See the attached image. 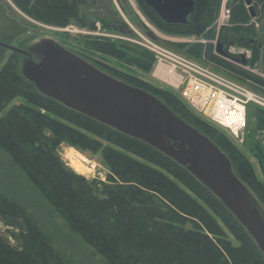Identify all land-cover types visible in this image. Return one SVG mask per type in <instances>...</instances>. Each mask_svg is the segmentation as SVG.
Masks as SVG:
<instances>
[{
	"label": "trees",
	"instance_id": "obj_1",
	"mask_svg": "<svg viewBox=\"0 0 264 264\" xmlns=\"http://www.w3.org/2000/svg\"><path fill=\"white\" fill-rule=\"evenodd\" d=\"M11 1L26 15L47 25L60 27L78 22L82 27L95 28V23L78 21L81 14L79 0ZM193 1L195 8L188 24L177 25L163 23L143 0H139L144 13L160 29L184 35L203 33L208 40V43L193 45L186 51L167 47L242 84L256 80L264 85L263 80L216 56L210 43L217 37L225 43L226 49L231 40L248 43L246 37L255 36L244 1L228 0V21L218 31L213 24L223 0ZM251 1L254 6L264 3V0ZM124 25L128 28L127 24ZM89 39L87 46L83 44L88 50L134 65L144 73L152 69V55L136 44L116 39ZM259 42L261 47L257 43L255 52L259 54L264 72V34ZM254 43L250 46L253 47ZM18 56L12 52L0 70V111L13 96H34L40 107L57 115L64 123L12 106L0 116V153L7 158L9 168L25 177L49 210L91 247L102 258L103 264H264V257L241 225L183 167L151 146L38 94L33 85L21 76ZM110 71L112 76L160 99L179 118L207 136L228 157L233 172L264 207V183L256 177L251 163L234 145L227 141L222 143L216 131L225 136L223 132L212 131L210 123L195 115L176 92L119 69ZM262 111L258 123L264 127ZM51 124L67 132V140L76 145L85 146V143H76L75 140L87 139L88 136L107 143L108 154L115 157V173L126 185H113L99 191L92 181L73 171L46 138L45 130H51ZM199 125L206 130L198 128ZM149 193L156 202L145 200ZM162 203L199 219H211L212 213L230 230L239 245L226 249L197 227H172ZM0 218L5 225L12 218L23 222L22 230L17 227L15 245L0 239V264H66L64 255L55 248L50 235L34 215L2 187Z\"/></svg>",
	"mask_w": 264,
	"mask_h": 264
},
{
	"label": "rangeland",
	"instance_id": "obj_2",
	"mask_svg": "<svg viewBox=\"0 0 264 264\" xmlns=\"http://www.w3.org/2000/svg\"><path fill=\"white\" fill-rule=\"evenodd\" d=\"M107 3L115 13L114 18L110 17V15H105V13H83L80 5L81 14L78 21L81 22L82 20L87 24L95 23L94 29H88L85 26H80L78 22L67 23L66 25L60 27L47 25L26 15L23 11L16 7L11 0H0V41L14 47L25 48L39 39L51 38L63 45L66 49L76 54H80L85 58V60L92 63L107 74L111 75L110 69H119L169 91L171 89L165 84L157 82L152 78L151 70L149 73H144L134 65L118 61L93 50H88L84 46L89 42L90 37L111 40H120L114 38L113 35L119 36L122 34L131 37L130 34L133 32H130L131 30L129 28H127V30L129 29V33H122L107 26L108 22L111 23L114 20H120V24H123V26H125L124 24L129 23L139 32L148 31L158 38L163 45L171 48H178L182 51H186V49L193 45H204L208 43V40L203 37V33L199 35H184L160 29L148 17V15L144 13L139 0H107ZM227 11H229V1L223 0L220 5L217 18L213 24L215 30L218 31V29L227 24L228 15L225 14ZM256 12V16L251 18L249 21L250 25L253 26L255 36L246 37L248 40L253 39L255 41L254 46H242L241 43H235L234 47H226L224 50L230 56H236L238 58V62L219 55L216 52L215 47L218 40L217 37L210 41V43L213 46L214 54L216 56L221 57L227 62L235 65V67L243 69L251 73L256 78L264 81V72L259 54L255 52V45H257L261 36L264 34V14L262 10H256ZM67 26L79 27L86 33L80 34L60 30V28H65ZM132 36V38H135L134 33ZM239 51L243 52L242 54L247 62L246 65L241 64L240 58L238 57V55L241 54ZM131 54L133 55V53ZM11 55V51L4 50L0 47V70L6 64ZM17 62L18 65H20V56L17 57ZM243 84L264 99V85L261 81L258 82L256 80H248ZM12 106H20L32 115H47L56 121L63 122L57 115L50 114L44 108L40 107L36 103L34 96H13L9 100L7 106L0 111V116ZM190 109L201 120L207 122L208 124L210 123L208 120L196 113L192 108ZM262 110L264 111L263 106L253 104L247 113V128L238 137L212 123L209 125L214 129L211 127L209 128L214 132L216 130L223 132L225 136L219 135L221 133L216 131L217 135L220 136L218 138L222 140V143L225 144L227 141L234 145L237 151L251 163L256 177L264 183V127L259 126L258 123L260 122L259 115ZM198 128L206 130L200 125ZM50 129L51 130H45V135L54 146V151L70 168L72 167L69 163V159L66 158V153L68 151L72 152L73 155L78 158H84V160H82L83 169L81 171H76L72 168V170L82 175L89 181H92L99 191H103L105 188L113 185H126V183L123 182L115 173V157L110 153L108 154L107 143L101 141L100 139L88 136L87 139L77 138L75 140L76 143L81 141V143H85L88 147L86 145H76L74 142L67 140V132L63 131L58 125L51 124ZM0 187L4 188L10 196L12 195L18 199V201H20L28 209V211L34 215L40 225L50 235L55 248L64 255L66 264H103L102 258L91 247L85 245L78 235L73 234L59 216L53 214L49 210L50 208L47 203L33 191L32 186L27 183L25 177L20 173L15 171L13 172L9 168L7 158L1 153ZM135 192L141 194L137 191ZM145 200L156 202L153 195L150 193L147 197H145ZM162 208L164 209L172 227H197L209 237H213L218 244H222L221 247L226 249L239 245V241L233 236L230 230L220 219L210 213V211L209 213L211 219H199L165 203H162ZM17 232V227L5 225L4 221L0 218V236L6 237L9 244H16L15 236Z\"/></svg>",
	"mask_w": 264,
	"mask_h": 264
},
{
	"label": "water",
	"instance_id": "obj_3",
	"mask_svg": "<svg viewBox=\"0 0 264 264\" xmlns=\"http://www.w3.org/2000/svg\"><path fill=\"white\" fill-rule=\"evenodd\" d=\"M249 16L255 17L251 0H243ZM84 13L90 0H79ZM163 23L187 25L193 0H143ZM120 32L129 33L119 28ZM150 37L153 35L146 32ZM217 40L219 55L238 62ZM0 47L21 57L19 71L38 94L93 119L123 135L139 140L183 167L241 225L264 257V207L236 176L228 157L204 134L179 118L160 99L107 74L51 38H42L25 48L0 41ZM240 62L246 65L243 54ZM8 226L23 229L21 219ZM4 242L6 237L0 236Z\"/></svg>",
	"mask_w": 264,
	"mask_h": 264
},
{
	"label": "built area",
	"instance_id": "obj_4",
	"mask_svg": "<svg viewBox=\"0 0 264 264\" xmlns=\"http://www.w3.org/2000/svg\"><path fill=\"white\" fill-rule=\"evenodd\" d=\"M225 14L228 15V11ZM126 24L135 38L122 34L113 35L114 38L147 50L153 57L152 78L176 92L190 108L210 123L238 137L247 128L249 106L258 104L264 107V99L246 85L175 52L154 35L150 37L146 31L139 32L131 24ZM60 30L86 33L76 26H67Z\"/></svg>",
	"mask_w": 264,
	"mask_h": 264
},
{
	"label": "flooded vegetation",
	"instance_id": "obj_5",
	"mask_svg": "<svg viewBox=\"0 0 264 264\" xmlns=\"http://www.w3.org/2000/svg\"><path fill=\"white\" fill-rule=\"evenodd\" d=\"M90 2L93 3V5L91 6V11L90 12L96 13V14L105 13V15H107V16L110 15V17H112V18L115 17V13L108 6L107 0H90ZM252 5L254 6L253 3H252ZM254 9H255V16L257 14L256 10H262L263 14H264V3L263 4H259L257 6H254ZM86 13H88V12H86ZM120 23H121L120 20H114L111 23L108 22L107 26H109L110 28L116 29L117 31H119L120 27H122L123 29H126V27L123 26V24H120ZM235 43H237V42L236 41H231L227 46L228 47H234ZM253 43H254V40L251 39V40H249L248 43L246 41H242L241 45L242 46H250ZM222 47L225 50V43H224V45ZM258 47H261V42H258ZM78 55L81 56L80 54H78ZM82 58H84V57H82Z\"/></svg>",
	"mask_w": 264,
	"mask_h": 264
},
{
	"label": "bare ground",
	"instance_id": "obj_6",
	"mask_svg": "<svg viewBox=\"0 0 264 264\" xmlns=\"http://www.w3.org/2000/svg\"><path fill=\"white\" fill-rule=\"evenodd\" d=\"M66 158L69 159L71 167L74 168L76 171H81L83 169L82 160H84V158H78L74 156L72 152L69 151L66 153Z\"/></svg>",
	"mask_w": 264,
	"mask_h": 264
}]
</instances>
